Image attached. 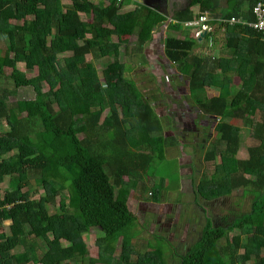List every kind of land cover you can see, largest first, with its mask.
<instances>
[{"label": "trees", "instance_id": "1", "mask_svg": "<svg viewBox=\"0 0 264 264\" xmlns=\"http://www.w3.org/2000/svg\"><path fill=\"white\" fill-rule=\"evenodd\" d=\"M258 1L190 0L187 8L172 11L168 28L179 32L180 23L198 20L205 12L221 20L254 22ZM129 5L133 8L120 11ZM166 19L135 0H0V77L14 89L31 87L34 92L33 99L10 104L12 92L0 91V122L9 128L0 132V184L12 177L18 185L0 197V218L11 221L9 234L0 233V264H166V252L173 249L164 237L155 235L153 240H166V249L151 240L144 251L133 244L137 217L127 202L132 184L139 183L156 159H163L168 139L135 82L126 78L118 60L121 46L113 40L133 37L141 52ZM186 35L165 38L163 57L188 78L189 93L217 90L194 103L217 119L220 135L206 153V160L215 162L214 170L197 183L195 195L211 201L243 191L253 199L249 211L226 224L207 217L200 237L178 256L177 264H264V37L247 25L216 21L205 35L210 46L221 40L223 51L215 59L201 47V39ZM110 54L114 60L101 75L86 60L88 55L96 60ZM60 56L64 70L57 66ZM234 74L242 85L236 93ZM235 119L257 141L245 160L236 158L241 128L231 123ZM107 131L110 139L102 136ZM17 168L22 172L14 175ZM31 178L41 183L43 195L37 199ZM22 185L27 187L24 192ZM160 190L159 185L150 189L153 201H159ZM57 192L62 195L58 208L63 223L48 210ZM92 227L100 230L95 258L82 238ZM47 233L51 239L44 242ZM18 246L23 252L13 253Z\"/></svg>", "mask_w": 264, "mask_h": 264}, {"label": "rangeland", "instance_id": "2", "mask_svg": "<svg viewBox=\"0 0 264 264\" xmlns=\"http://www.w3.org/2000/svg\"><path fill=\"white\" fill-rule=\"evenodd\" d=\"M145 3V0H141ZM156 4L158 10L170 19V12L183 10L189 6L190 0H149ZM69 1L62 4L68 5ZM106 4V3H104ZM130 6V5H129ZM126 6L125 9H127ZM132 5L130 6V8ZM194 10H196L194 8ZM123 11V10H120ZM81 19L90 21L91 16L81 15ZM166 19V20H167ZM30 22V17L27 18ZM12 24L20 25L19 21H12ZM171 23V22H169ZM172 23H175L172 21ZM180 31L176 32L168 28L167 22L158 26L153 32V40L142 47L141 52L137 51V43L133 37L121 36L113 39L120 44L118 60L124 64L125 76L135 82L143 98L148 101L153 111L159 117L163 126V135L168 139L164 157L162 160H155L154 163L141 175L139 183L135 181L132 184L130 197L128 198V208L137 217L135 229L137 233L132 239L133 244L139 251L147 249V241L160 244L165 249L167 244L173 252L167 250L166 264H177L178 256L183 254L191 244H193L201 234L206 224L207 217L214 219L217 224H226L234 216L250 210L253 194L237 191L231 196L215 198L206 201L195 195L197 183L204 177H209L214 170L215 162L206 160V153L210 150L212 143L220 135L215 131L217 119L208 117L199 111L194 102L206 100L207 96L216 95V89H201L192 94L188 91V78L182 76L176 66L171 65L163 57V42L165 38H182L189 32L185 29V23H180ZM164 25V26H162ZM196 28V27H191ZM197 29V28H196ZM193 38V36H190ZM194 39V38H193ZM201 47L210 52L215 59L221 57L219 52L222 47L221 40L218 39L215 45H208L205 36L200 37ZM127 46V48H126ZM0 47H4V41H0ZM223 51V50H221ZM226 56L228 52L226 51ZM237 56V53L235 54ZM87 61H91L99 75L102 69L114 60L113 54L103 59H93L86 56ZM57 66L64 70L63 58L57 59ZM17 68L25 72L22 63L17 64ZM36 72L26 73L27 77L34 76ZM234 81V93L241 89V81L237 75H232ZM3 89L12 92L8 102L15 103L18 100H31L34 98V92L31 87L13 88V84L7 78L0 77V91ZM47 87L44 86L43 91ZM193 95V96H192ZM105 115V113H104ZM103 115V116H104ZM260 116L257 115L256 120ZM233 125L241 128V145L236 158L248 159L249 148L257 144L252 138L251 129L246 127L241 120H232ZM9 130L4 121L0 122V132ZM105 139L112 137L111 132L103 133ZM82 138V135L80 136ZM22 172L21 168L14 170V175ZM126 179V177H125ZM29 183L36 192L34 198L43 195L41 183L31 178ZM161 187L159 201L155 202L150 196V189ZM18 187L12 177H6L0 184V197L7 189ZM20 191L27 190L22 185ZM66 196V195H65ZM55 203L48 205L49 212L58 214L61 223L62 213L58 208L59 200L62 198L58 192L55 194ZM1 223L0 233L8 234L6 226ZM100 233L97 227L82 233V238L86 243L89 255L93 258L97 256L98 248L95 243L96 236ZM232 232L230 233V235ZM155 235L164 237L166 240H153ZM47 238L43 237L45 241ZM42 241V240H41ZM41 241H38L41 243ZM65 246L69 243L63 242ZM117 247L116 254L120 249V240L115 242ZM23 247H17L12 252H20ZM79 250V247H76ZM42 252L39 250L38 253ZM74 264V263H72Z\"/></svg>", "mask_w": 264, "mask_h": 264}, {"label": "built area", "instance_id": "3", "mask_svg": "<svg viewBox=\"0 0 264 264\" xmlns=\"http://www.w3.org/2000/svg\"><path fill=\"white\" fill-rule=\"evenodd\" d=\"M96 1V0H92ZM120 1V0H119ZM253 14L255 16L254 22H247L246 20H242L240 18L231 17L228 20H221L220 18L214 17L213 14L209 12H205L202 16L199 17L198 20H194L191 22H186V26L196 27L197 29L193 33V38L198 39L202 36V34L209 33L212 30V26L214 22L220 21L223 23H227L229 26L234 24H243L249 26L253 30H257L262 33L264 37V0H259L253 9ZM9 207V205H6ZM0 222L3 223L4 220L0 218Z\"/></svg>", "mask_w": 264, "mask_h": 264}, {"label": "crops", "instance_id": "4", "mask_svg": "<svg viewBox=\"0 0 264 264\" xmlns=\"http://www.w3.org/2000/svg\"><path fill=\"white\" fill-rule=\"evenodd\" d=\"M135 1H137V2H139V3H142V1L141 0H135ZM146 2H148V5L149 6H153V8H155V9H157V11L159 12V13H161L159 10H158V8L155 6L156 4H154V3H152V2H150L149 0H145ZM144 3V2H143ZM131 6V5H130ZM130 6L129 7H127V9H125L126 7H122L120 10H123V11H121V12H125V11H127V10H130V9H132L133 8V6L130 8ZM161 14H163V13H161ZM172 16H173V12H170V19H167L165 22H167V25L169 24V22H171V18H172ZM162 26H164V25H162ZM185 29H186V31H188L189 32V36H193V33H194V31L196 30V28L194 29V28H191L192 26H186V23H185ZM177 38V37H176ZM153 40V39H152ZM7 131V130H6ZM6 131H4V132H6ZM10 220L9 219H7V220H4V224H3V226H6L7 227V229L6 230H8V234H9V229H8V227H9V224H10ZM1 227V226H0ZM3 232H4V230H3ZM3 232H1V233H3ZM5 235H8L7 233H4ZM47 238H46V240L44 241V242H48L50 239H51V236L50 235H48V233H47ZM46 236H44V237H46ZM43 239V238H42ZM39 241H41V240H39ZM41 243H43V242H41ZM40 242H38V246L39 247H42V248H44V246H42V244H41ZM61 243H62V245L63 246H65L64 244H63V241H61ZM18 247H21V246H18ZM17 248V247H16ZM15 248V249H16ZM40 250H42L41 248H40ZM21 252H23V248H22V251H20V252H16L15 254H17V253H21ZM28 264H39V263H37V262H34V261H31V262H29Z\"/></svg>", "mask_w": 264, "mask_h": 264}, {"label": "water", "instance_id": "5", "mask_svg": "<svg viewBox=\"0 0 264 264\" xmlns=\"http://www.w3.org/2000/svg\"><path fill=\"white\" fill-rule=\"evenodd\" d=\"M145 4H146L147 6H149V5H148V2H146V1H145ZM149 7H150V8H153V6H149ZM203 36H205V33H204V34H202V36H201V37H203Z\"/></svg>", "mask_w": 264, "mask_h": 264}]
</instances>
